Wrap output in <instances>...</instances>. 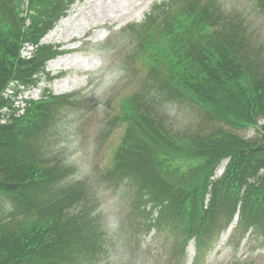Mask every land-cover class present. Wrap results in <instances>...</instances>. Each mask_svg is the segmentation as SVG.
<instances>
[{"label":"rangeland","instance_id":"1","mask_svg":"<svg viewBox=\"0 0 264 264\" xmlns=\"http://www.w3.org/2000/svg\"><path fill=\"white\" fill-rule=\"evenodd\" d=\"M42 1L52 10L54 21L46 19L51 25L49 30L43 28L46 35L37 45H24L20 57L29 60L43 50L50 59L33 86L13 81L5 94L16 96L13 100L20 106L40 101L51 104L50 126L45 137L41 133L35 137L33 148L42 162L57 167L51 180L56 188L54 197L40 196L41 206L34 212L21 210L0 195V224L17 228L37 220L58 221L66 234L62 264H264V232L250 231L244 224L240 227L239 212L234 216L227 209L229 202L212 215L211 227L201 229L199 235L194 228L186 243L172 214L160 216L159 209L140 197L134 180L118 177L114 162L128 129V120L123 122L122 116L130 102L132 110L138 107L147 120L139 117L131 129L129 139L139 143L138 154L131 148L121 162L141 169L150 156L153 173L159 169L164 181L180 184L170 169L186 172L189 163L178 154L157 150L153 143L160 135L156 124L163 126L161 132L177 134H190L199 127L207 131L212 126L208 129L200 109L179 97L166 73L163 77L169 84L161 85L153 74L154 58L170 44L168 37L180 24L176 20L200 10L218 30L205 27L206 32L216 30L225 37L220 38L243 46L247 62L249 58L257 61L258 75L264 78V0ZM37 5L39 0H0V23L13 26L10 17L18 11L26 32L41 8ZM60 26V40H50ZM58 61L63 64L54 70ZM8 113L3 110L2 125ZM256 126L228 130L254 140L264 117ZM158 153L166 158L159 166ZM226 165L227 161L220 164L212 181L222 178ZM132 174L143 175L138 169Z\"/></svg>","mask_w":264,"mask_h":264},{"label":"trees","instance_id":"2","mask_svg":"<svg viewBox=\"0 0 264 264\" xmlns=\"http://www.w3.org/2000/svg\"><path fill=\"white\" fill-rule=\"evenodd\" d=\"M39 3L42 8L36 11L39 19L35 21L36 17H31L33 26L26 32H23L25 21L18 19V11L10 17L13 26L5 27L0 23V122L3 110L9 109L7 122L0 123V195L27 212L39 210L41 195L54 197L56 184L51 180L55 179L57 172L53 171L57 167L42 162L33 148L35 137L40 133L45 137L50 126L51 104L32 102L20 115L5 90L13 81L27 88L33 86L36 75L50 59L43 50L29 60L20 57L24 45H37L46 35L43 28L49 30L51 26L46 19L54 21L49 6L42 0ZM65 11L66 8L63 14ZM58 14L54 15L56 20ZM176 21L180 24L177 23V29L168 37L170 44L160 49L158 58H154L153 74L162 85L169 84V79L163 77L166 73L174 81L179 97L200 109L204 125L212 128L205 131L206 128L199 127L190 134H177L161 132L163 126L156 124L154 129L160 135L153 143L157 150L178 154L189 163L186 172L170 169L180 184L164 181L159 169L152 172L150 156L148 164L146 160L141 169L121 162L125 153H131V148L134 153L138 151L139 143L129 138L134 124L144 115L138 107L132 110L129 102L123 113L125 117L122 116L123 122L129 121L128 129L114 159L117 175L134 180L140 197H145L149 206L159 209L160 216L172 214L174 224L182 227L186 243L189 236L194 235V228L199 235L201 229L211 227L212 215L227 202L230 203L227 209H231L234 216L239 212L240 227L244 224L250 231L264 232V126L257 130L259 133L254 140H245L229 131L257 127V122L264 117V78L258 75L256 65L259 64L252 58L247 62L248 54L243 46L220 38L223 34H217L216 25L200 10L188 12ZM205 27H214L217 31L206 32ZM144 116L147 120L146 114ZM163 156L158 153L155 159L158 166L165 162ZM223 161H227V165L222 178L212 181ZM134 169L142 170L143 175L132 174ZM16 227L0 224V264L65 262L61 249L66 234L58 221L37 220ZM198 245L203 247L200 242Z\"/></svg>","mask_w":264,"mask_h":264},{"label":"bare ground","instance_id":"3","mask_svg":"<svg viewBox=\"0 0 264 264\" xmlns=\"http://www.w3.org/2000/svg\"><path fill=\"white\" fill-rule=\"evenodd\" d=\"M64 24H65V22L63 21L61 26H63ZM61 26L57 29V31H55V32L50 36V38H49L50 40H53V39H55L56 41H59V40H60V37H61V36L58 35V32H60V30H61ZM64 41H66V39H65ZM62 64H63L62 61H61V62L58 61V62L54 65V70L60 68V65H62ZM66 65H68L67 67H69V66L71 65V63H70L69 61H66ZM226 236H227V234H225V235L223 236L224 238H222V239L224 240V239L226 238Z\"/></svg>","mask_w":264,"mask_h":264}]
</instances>
